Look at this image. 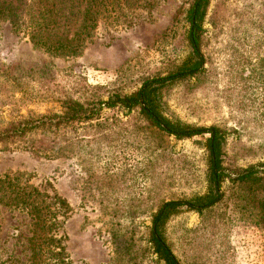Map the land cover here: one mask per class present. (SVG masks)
Masks as SVG:
<instances>
[{"label":"rangeland","instance_id":"374dc122","mask_svg":"<svg viewBox=\"0 0 264 264\" xmlns=\"http://www.w3.org/2000/svg\"><path fill=\"white\" fill-rule=\"evenodd\" d=\"M113 5L77 57L36 49L28 35L0 23V121L59 113L64 100L88 105L129 94L182 60L188 0ZM205 29V74L171 87L165 113L225 129V164L255 166L260 181L225 182L220 203L172 217L164 235L182 264H264V0H213ZM102 116L101 126L76 125L75 155L0 152V176L18 174L66 202L58 233L73 264H158L147 242L151 216L162 201L205 191L208 135L177 140L148 128L137 112ZM114 229L133 239L121 258L111 243ZM29 232L25 215L0 207V260L24 259Z\"/></svg>","mask_w":264,"mask_h":264},{"label":"trees","instance_id":"16d2710c","mask_svg":"<svg viewBox=\"0 0 264 264\" xmlns=\"http://www.w3.org/2000/svg\"><path fill=\"white\" fill-rule=\"evenodd\" d=\"M114 2L119 3V0H0V23L7 22L16 32L28 35L36 49L56 57H77L85 42L93 36L98 21L114 10ZM212 2L188 0L183 18L187 52L180 62L172 63L166 74L144 80L129 94L114 93L106 100L99 99L88 105L64 100L59 113L0 121V152L23 149L46 160L75 155L80 148L76 125L96 123L101 126L102 113L107 110L125 115L137 112L148 128L177 140L208 135L204 143L205 191L187 198L162 201L151 216L147 242L158 264H182L164 235L168 220L183 211L201 214L212 209L224 197L225 182L253 185L260 181L257 177L260 171L255 166L236 169L225 164L229 135L225 129L184 123L165 113V96L171 87L205 74V21ZM66 129L68 131L64 132ZM69 131L70 135L66 136ZM0 207L22 213L30 225L24 259L10 254L6 260H0V264H73L65 253L64 237L58 233L62 225L60 218L65 219L69 212L68 205L56 193L50 196L27 181L22 182L20 175L6 174L0 176ZM114 230L110 231L111 243L115 258H121L125 255L124 249L130 250L133 239L126 235L120 237L118 230Z\"/></svg>","mask_w":264,"mask_h":264}]
</instances>
